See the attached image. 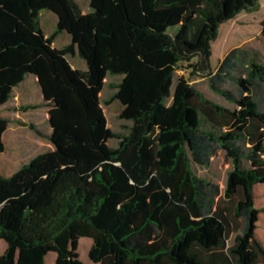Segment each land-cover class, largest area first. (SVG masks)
<instances>
[{"label": "trees", "instance_id": "16d2710c", "mask_svg": "<svg viewBox=\"0 0 264 264\" xmlns=\"http://www.w3.org/2000/svg\"><path fill=\"white\" fill-rule=\"evenodd\" d=\"M259 0H0V108L30 77L48 108L54 149L0 173V264H264L255 189L264 184V63L236 47L211 69L221 25ZM57 16L47 37L40 14ZM59 34L70 44L53 47ZM264 40V20L262 22ZM75 53L87 66L73 69ZM227 105L178 75L191 63ZM123 133L107 127L100 93ZM9 120L0 114V153ZM34 130V127H32ZM117 138V147L108 141ZM222 152L225 186L199 177Z\"/></svg>", "mask_w": 264, "mask_h": 264}, {"label": "rangeland", "instance_id": "374dc122", "mask_svg": "<svg viewBox=\"0 0 264 264\" xmlns=\"http://www.w3.org/2000/svg\"><path fill=\"white\" fill-rule=\"evenodd\" d=\"M83 13L89 12V0H75ZM264 20V0H259L257 6L249 12L238 15L235 19L221 25L218 37L211 42V69L216 71L225 56L236 47L251 48L257 55L258 61L264 63V40L262 37V22ZM57 16L50 11L40 14V26L49 37L56 30ZM65 39L59 34L55 39L56 46L61 47ZM191 63H182L178 75L183 76L195 86V88L207 98L227 105L226 101L216 95L209 87L208 80L194 68ZM120 77L107 76L103 89L100 93L101 106L103 108L107 127L114 134L123 133V122L119 119L122 110L121 105L114 99L116 89L114 86L120 82ZM1 115L9 120V125L4 136L5 150L0 153V173L9 177L20 167L29 163L34 157L54 149L49 136L52 132L47 118V108L24 110L18 108L15 100L11 105L1 109ZM34 127V130L32 129ZM119 140L111 138L108 141L110 147H117ZM195 173L202 178L219 183L223 189L227 172L232 169L231 162L219 152L212 159L209 168L194 165ZM256 208L261 212L257 224L256 235L264 244V184L255 189ZM92 239L81 238L78 253L84 264H95L89 259V251ZM56 254L51 252L47 256V264H55Z\"/></svg>", "mask_w": 264, "mask_h": 264}, {"label": "crops", "instance_id": "0c3cea01", "mask_svg": "<svg viewBox=\"0 0 264 264\" xmlns=\"http://www.w3.org/2000/svg\"><path fill=\"white\" fill-rule=\"evenodd\" d=\"M56 26H57V23H56ZM61 36L64 37L65 43L61 47H59V46H56L55 41H54L53 47L58 48V49H62L65 46L70 44V37L67 34H61ZM68 60H69L70 65L72 66L73 69H79L82 71L87 70V66H86L85 61L82 58H80L77 53H75L73 56H69ZM42 97H43L42 91H41L39 84L37 83V79L30 77L21 85V87L19 89L14 90L11 100L6 105L2 106L0 108V111H1V109L7 107L8 105H11L12 100L16 101L17 106L20 109V108H22L24 106H28L30 104H39L42 100ZM44 108H46V107H44ZM37 109H39V108H37ZM28 110L33 111L35 109H27L26 111H28ZM48 110L49 109L47 108V113H48ZM0 114H1V112H0ZM46 119L48 120V114H47ZM49 126H50V124H49ZM6 131H5V133H6ZM5 133L3 135V142H4ZM4 145H5V142H4ZM6 248H7L6 242L3 240H0V255H2L6 251ZM46 264H47V259H46Z\"/></svg>", "mask_w": 264, "mask_h": 264}, {"label": "water", "instance_id": "95a60500", "mask_svg": "<svg viewBox=\"0 0 264 264\" xmlns=\"http://www.w3.org/2000/svg\"><path fill=\"white\" fill-rule=\"evenodd\" d=\"M40 86V85H39ZM41 88V87H40ZM42 91V90H41Z\"/></svg>", "mask_w": 264, "mask_h": 264}]
</instances>
